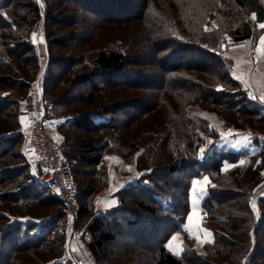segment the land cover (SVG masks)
Segmentation results:
<instances>
[{
    "label": "trees",
    "instance_id": "16d2710c",
    "mask_svg": "<svg viewBox=\"0 0 264 264\" xmlns=\"http://www.w3.org/2000/svg\"><path fill=\"white\" fill-rule=\"evenodd\" d=\"M67 1L85 11L80 18L75 14L74 19L65 18L67 22L91 26V33L57 37V29L51 28L46 34L49 73L45 82L50 81L51 89L44 98L49 118L61 119L63 150L77 181L78 217L80 221L88 219L86 228L92 238L87 245L93 262L264 264V188L256 194L264 178V144L256 140L261 148L251 154L246 165L238 163L243 156L238 151L198 154L205 134L213 135L216 129L207 116L191 109L206 105L205 110L223 117L224 123L264 125V105L247 99L248 91L233 77L231 58L223 49L228 38L255 41L264 33L259 27L264 22V0H178L175 15L157 11L151 0ZM45 4L47 20L64 22L63 17L51 14L52 5ZM127 8L132 16L125 13ZM41 9L33 0H0V115L8 116L17 126L0 133V202L19 204L26 208L24 212L34 215L31 204L63 206L47 188L33 181L30 163L20 151L23 131H16L23 112L21 101L39 67L33 33ZM101 18L105 22L141 20L138 44L144 45L146 53L151 52L148 58L130 57L114 46L94 52L83 49L94 36L92 22ZM64 24L68 25L66 21ZM66 46L77 47L79 52L64 56L61 49ZM128 64L140 71H130L124 67ZM84 69L88 71L83 73ZM59 86L64 90L53 94L51 90ZM76 87L82 90L75 91ZM139 90L146 91L142 98L138 97ZM169 93L175 97V106L166 96ZM73 103H91L99 109L68 112ZM163 108L168 116L159 112ZM96 114L102 117L96 120ZM129 128L137 130L139 142L147 147L148 154H143L141 163L150 170L144 182L116 192L114 207L89 218L98 183L79 178L96 174L111 140H123ZM168 139L179 143L178 153L160 152ZM226 161L233 166L224 170ZM205 176H210V181L202 199L207 211L203 224L211 234L203 241L205 252H201L185 224L191 211L193 183ZM65 215L60 210L37 231L28 222L0 224V264H61L67 244ZM5 217L0 214V221ZM178 232L183 235V247L174 252L167 242ZM121 238L125 241L114 245Z\"/></svg>",
    "mask_w": 264,
    "mask_h": 264
},
{
    "label": "rangeland",
    "instance_id": "374dc122",
    "mask_svg": "<svg viewBox=\"0 0 264 264\" xmlns=\"http://www.w3.org/2000/svg\"><path fill=\"white\" fill-rule=\"evenodd\" d=\"M33 1L38 5H40L42 8L41 9L42 16L38 20V23L36 24V27L34 29L33 40L37 47L38 54L40 53V51L41 53L42 51H44L45 53L46 50L45 55L47 57L46 58L47 64L41 65L43 61L40 59L39 56V67L36 71L34 78L31 81L28 94L21 101V108L23 110L22 103L24 99L28 98L29 100L28 106H26V112L27 109L30 108L31 106V96H32L31 90L34 85V80L36 79L38 74L41 73L42 66L45 68V70H43V72L41 73L40 82L43 86L44 93H46V90L49 89L50 87V81L47 83L49 84L48 87L46 86L47 84L45 82L46 76L49 73L48 70L49 53L47 52V44H46L47 42L46 34L49 32V30H51V28H56L57 37L67 36L68 34L71 33H78L82 36L91 33V29H90L91 26L90 27L80 26L79 24L77 25V23L75 22H71V23L67 22V19H65L67 17L74 19L75 16H78L80 18L81 16L85 15V11L84 10L79 11V9L76 8L77 6L74 5L73 2L70 1L68 2L67 0H33ZM177 1L178 0H151V2L153 3V8H155L157 11L160 10L162 12H167L168 14L171 15L176 13L175 9L177 8L176 6L174 7V5ZM45 2L48 3L49 5H52L51 14L56 15L58 18L63 17L64 22L58 21L57 23H54V21H51L49 19H48L49 21L47 20V17H45V14L47 13V11H45L46 10ZM107 7L108 6L106 4V8ZM125 13L129 14V16H132L133 14V12L129 8L125 10ZM73 14H75V16ZM42 20L44 21L42 22ZM65 21L68 25L64 24ZM92 23H93L92 30H95L94 36H91V38L87 40L88 45L83 47V49L89 48L92 52H94L98 48L101 49L104 47L114 46L118 49L125 51L130 57L137 56V57H143L145 59L148 58V54L149 55L151 54L150 51L147 52L148 54L146 53V50L144 49V45L138 44V37H140L141 35L140 33L142 31V26H143L141 20L135 19L128 22H114V21L105 22L103 18H101ZM216 23L220 24L221 19H218ZM207 28H210V26H208ZM261 36H264V33L261 34L255 41L244 40L239 42L231 38H228L227 43L223 44V49H225V54L229 58H231L230 63L232 65L233 77L238 81H240L248 91L247 99L254 103L264 105L263 93L261 94L262 96H260L261 97L260 98L258 94L254 91L255 84L251 83L250 81L251 75H253V77L256 78V76H254L256 74L255 72L253 73V71L257 69L256 72H258V76H260L259 82L264 84V68H263L264 51H258V49L264 48V46H262L260 43ZM64 39H65L64 41L67 42V38ZM137 44L138 46H136ZM61 50H60L61 53L64 56H68V57H71L73 54H77L79 52L77 47H72V46H66V48ZM89 58L92 60L91 55ZM195 59H200V57L195 55ZM126 66L130 71L133 72L140 71L139 67H137L136 65L128 64L125 65L124 67ZM85 71L88 70L87 69L82 70L83 73H86ZM260 87L262 89V85H260ZM63 90L64 88L63 87L61 88L59 86V87H54L51 90V92L53 94H58ZM81 90H82L81 87L75 88V91L79 92ZM138 92L140 94L138 97H141L146 93V91L144 90H139ZM152 92H154V90ZM166 96H168V100L170 99L172 101L171 104L175 106L176 104L174 100L175 97L172 96L171 93L166 94ZM254 96L257 98H254ZM256 99L260 101H257ZM177 100H179L178 97ZM202 107H203L202 109H198V108H191V109L196 111L197 115L199 116H207L211 124H213L214 128L216 129L215 130L216 133H214L213 135L205 134V143L201 145L200 149L198 150V154H204V153L210 154L214 150H233L243 154V156H241L242 160H240L241 164H245V165L248 164L251 161V153L252 154L257 153V151H255L256 150L255 146L256 145L258 146L256 140H259L262 144H264V141L262 139L264 137V125L259 124L257 122H253V124L249 126H245L237 123H236L237 125L234 123H224L223 117L217 116L216 113H212L210 110L209 111L205 110V108H207L206 105H202ZM68 108H69L67 109L68 112H74L83 109L85 110V108L86 110L99 109V108H95L94 104L91 103L85 105L82 103L79 104L73 103L69 105ZM159 112L168 116V112L166 111L165 108L160 109ZM221 112L223 113L224 111ZM96 115H97L96 120H99L102 117L101 114H96ZM246 116L248 115L246 114L241 115V117L243 118H250ZM26 118H27V114H26ZM47 118L49 120L48 125H50L48 126V129L50 130L51 134L55 137V139L59 142L63 155L69 160L70 158H68V156L64 153L63 150V141H62L63 137H62L61 128L59 127L60 126L59 122H61V119L57 117L49 118L48 111H47ZM18 119H19L18 122H20L19 123L20 126L16 129V131L24 132L26 129L27 122H25L24 117L22 118V114L18 116ZM246 120L249 121L250 119H246ZM13 123H14L13 120H11L8 116L0 115V133L6 131L11 132L10 130L17 127ZM94 136L98 137L97 134H94ZM138 136L139 135L136 129L129 128V130L125 133V138H122L123 140H119L120 142L111 140V147L105 153L102 162L98 166L96 174L93 173V175L91 176L87 175L79 178V180L81 181L85 180L86 182L93 181L98 183L97 191L92 196V199L90 201L91 205L89 208L91 212L89 214V218L92 216L93 213L97 214L100 213V211L104 212L105 210L114 207L115 204L117 203L116 195H115L116 192L124 186L139 181L142 182L145 174L149 172L150 169L147 168L143 163H141L145 158V156L148 154V149L147 147H145L143 143L139 142L137 138ZM130 139H133L132 140L133 142H129L128 140ZM153 140L154 138L152 139L151 144L153 143ZM136 142H138L139 144L133 145L134 147L130 146ZM20 148H21V144H20ZM154 148L156 149V146H154ZM179 148H180L179 143L177 144L176 141L173 139H168L165 147L160 148V152H163L164 154H175L179 152ZM190 150L192 151L193 154L196 153V151L194 152L193 149ZM150 153H152V149L150 150L149 154ZM143 154H145V156H143ZM69 161L71 163V160ZM73 176H74L73 178L74 186L76 188V191L78 192L76 177L75 175ZM205 177L208 178V183H209L210 176H205ZM196 181H200L201 184L196 185L195 183H193L192 186L191 200H190L191 211L189 214V216L191 215V219L188 216L189 220H191L189 225L190 226L189 230H193L194 233L193 242L196 248H198V251L205 252L204 248L202 247L203 245L202 243L205 239L209 238L211 231L207 230L208 228H206L203 224L204 221L207 219L206 218L207 211L202 205V199L205 196V193L207 192L206 187L208 183L206 186H204L202 191L201 186L204 184V177L198 178L194 182ZM100 185H102L103 187L99 188ZM263 188H264V178L259 182V187L256 190V194L262 193ZM44 196L47 195L44 193ZM31 203L32 201H30V204ZM26 207L27 208L31 207V210L35 212V215L24 212L23 210L26 208H22L19 204H15L12 206L8 201L0 202V214L1 215L4 214V216H6L2 221H0V224L7 223V225H9L19 222H28V223H32V227H34V231L35 230L37 231L43 225H45V223H48L50 218L51 219L56 218V216L59 214V211L63 210L66 214L65 219L63 220L67 231V239H66L67 244H66L65 253L63 254V256H61L60 263L62 262L61 264H81L82 262L84 264H95L92 260V257L89 254L88 245H87V242H89L92 238L91 233H88V230L86 228L88 219L86 221H82L81 219L80 221L78 215L73 216L70 212L66 210L65 203H63L62 207L48 206V205L43 207L41 205H36V204H31L30 207L28 206ZM254 207L255 208L257 207L256 200L254 201ZM194 212L196 213V216L192 215ZM122 239L124 240L125 238H121V240L118 239L117 241H115L114 245L121 244ZM182 239H183L182 233L179 232L174 233V235L167 242V245L172 251L180 252L183 247ZM113 250H117V248H113Z\"/></svg>",
    "mask_w": 264,
    "mask_h": 264
},
{
    "label": "built area",
    "instance_id": "2783aa9c",
    "mask_svg": "<svg viewBox=\"0 0 264 264\" xmlns=\"http://www.w3.org/2000/svg\"><path fill=\"white\" fill-rule=\"evenodd\" d=\"M40 76L41 73L34 80L31 90V106L26 112L27 125L20 151L28 158L33 181L38 186L47 188L65 203L68 212L77 216L79 204L73 182V169L70 161L63 155L59 142L48 129L47 105Z\"/></svg>",
    "mask_w": 264,
    "mask_h": 264
},
{
    "label": "crops",
    "instance_id": "0c3cea01",
    "mask_svg": "<svg viewBox=\"0 0 264 264\" xmlns=\"http://www.w3.org/2000/svg\"><path fill=\"white\" fill-rule=\"evenodd\" d=\"M45 53H46V50H45ZM45 53H44V51H42V53H41V51H40V53H39V56H40V59L43 61L42 62V64L41 65H43V64H47V62H46V55H45ZM45 56V57H44ZM45 60V61H44ZM40 65V66H41ZM264 68V67H263ZM43 70H45V68L42 66V71H41V73L43 72ZM257 71V69L256 70H254L253 71V73L255 72V74L256 75H254V76H256V78H254L253 77V75H251V79H250V81H251V83H253V84H255L254 85V91L258 94V96L260 97V96H262L261 94L263 93V95H264V84L263 83H260L259 82V77L260 76H258V72H256ZM252 73V74H253ZM260 85H262V89H261V87H260ZM250 96V95H249ZM252 98V97H251ZM254 98H257V97H255L254 96ZM261 98V97H260ZM257 101H260V100H258V99H256ZM28 98H26V99H24V101H23V103H22V107H23V112H22V118L24 117V119H25V122H27V118H26V106H28ZM49 121V120H48ZM50 126V125H49ZM263 139V141H264V138H262ZM260 148H261V146L260 145H256L255 146V151H259L260 150ZM252 154V153H251ZM240 160H242L241 158L238 160V163H240ZM233 166V163H231V162H228V161H226L225 163H224V166H223V169L224 170H226V169H229V168H231ZM115 200V199H114ZM191 217V215L189 216V218ZM189 218L187 219L188 221H187V224H188V226H187V224H186V229H187V232H188V234H189V236H191L192 238H193V235H194V233H193V230H189L190 229V222H191V220H189ZM189 227V228H188ZM192 231V232H191ZM203 247V246H202Z\"/></svg>",
    "mask_w": 264,
    "mask_h": 264
},
{
    "label": "snow or ice",
    "instance_id": "6c2138e0",
    "mask_svg": "<svg viewBox=\"0 0 264 264\" xmlns=\"http://www.w3.org/2000/svg\"><path fill=\"white\" fill-rule=\"evenodd\" d=\"M259 27L261 28V29H264V23H261L260 25H259ZM260 43H261V45L262 46H264V36H261L260 37ZM258 51H264V48H260V49H258ZM238 78V77H237ZM219 90V89H218ZM196 185H200L201 184V182L200 181H196V182H194ZM207 183H208V178L207 177H204V184L201 186V190L203 191V188H204V186H206L207 185ZM193 216H196V213L194 212L193 214H192ZM190 219H191V217H190Z\"/></svg>",
    "mask_w": 264,
    "mask_h": 264
},
{
    "label": "water",
    "instance_id": "95a60500",
    "mask_svg": "<svg viewBox=\"0 0 264 264\" xmlns=\"http://www.w3.org/2000/svg\"><path fill=\"white\" fill-rule=\"evenodd\" d=\"M81 264H84V263L81 262Z\"/></svg>",
    "mask_w": 264,
    "mask_h": 264
}]
</instances>
